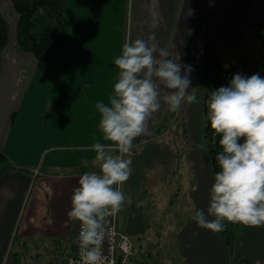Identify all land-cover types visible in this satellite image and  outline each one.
Returning a JSON list of instances; mask_svg holds the SVG:
<instances>
[{
  "label": "crops",
  "instance_id": "crops-1",
  "mask_svg": "<svg viewBox=\"0 0 264 264\" xmlns=\"http://www.w3.org/2000/svg\"><path fill=\"white\" fill-rule=\"evenodd\" d=\"M56 1L72 25L67 39L60 46V71H56L53 78L57 83L59 76V88L54 91L44 77L51 71V61L56 63V60L48 56L46 65L40 68L31 52L19 48L16 41L18 14L10 0H0V15L8 29V39L0 54V150L6 156L0 171V264H24L22 258L26 254L31 258L28 259L30 264H56L63 257L71 255L77 224V221L67 218L71 196L84 172L99 171L91 146L97 141H104L99 129L100 114L95 105L98 101L108 102L114 93L113 81L117 82L119 70L115 59L108 61V68L107 62L104 64L101 58L94 55V48L98 46H94L98 41L92 27L99 20L96 10H93L96 18L89 20L85 13L83 16L86 17L74 13L73 5L79 0ZM262 7L264 0H135L136 17L131 19L135 34L144 36V33H155L160 47L167 48L173 57L180 56L179 62L193 69L190 79L195 82L190 84L188 91L195 88L198 102L183 105V116L187 123L195 111V125L202 126V98L214 60L220 63L223 70L233 69L244 77H251L256 72V67L243 68L236 51L228 47L223 39L227 26L234 19L241 18V36L245 30L242 40L253 57H259L257 43L249 29L252 12ZM104 11L110 22L114 10L111 11L109 7ZM215 19L216 27L212 28ZM79 29L82 30L79 34H73ZM213 32L215 39L211 37ZM208 42L211 53L207 51ZM52 93L57 102L59 95V109L51 103ZM45 95L50 96L48 105L41 102ZM45 105L49 113L44 117L42 111ZM160 109L169 111L164 103ZM151 119L146 139L151 138ZM182 131L183 135L177 132L179 138L184 137L185 142H190L188 146L193 144L191 139L196 138L197 134L192 138L191 128L188 132ZM66 139L81 143L43 145L47 141ZM158 149L159 153L154 154ZM171 151L170 147L161 144L150 147L151 154L146 149L142 154H131L127 159L132 160V175L125 188L132 185L133 173L140 171L145 177L140 182L147 181L151 196L161 197L164 191L171 192L169 190L174 189L172 186L175 185L170 180L162 186L156 182L164 174L172 178L177 174L182 178L184 174L188 180L185 188L194 214L199 210L206 214L215 174L203 162L202 150L188 148L181 159ZM180 160L185 162L183 174L178 171ZM179 188H175L174 192ZM136 193L137 189L129 188L127 197L131 203L126 201L124 204L125 218L119 220L118 215L123 231L122 224H136L140 222L139 219L145 221L146 205L139 201ZM163 198L165 195L162 196L164 201ZM175 201L168 193V208L172 209L169 214L179 223L181 212L174 211L177 207ZM171 228L175 232L174 238L179 241L182 264H238V252H242L253 264L264 261V227L241 224L233 256L229 255L220 232L201 228L193 219L178 229L170 226L167 231ZM136 229L138 232V227Z\"/></svg>",
  "mask_w": 264,
  "mask_h": 264
},
{
  "label": "clouds",
  "instance_id": "clouds-1",
  "mask_svg": "<svg viewBox=\"0 0 264 264\" xmlns=\"http://www.w3.org/2000/svg\"><path fill=\"white\" fill-rule=\"evenodd\" d=\"M179 61L180 56L159 46L155 33L126 41L114 61L119 70L114 93L107 103L95 105L104 141L91 146L99 171L79 177L67 212L69 221L80 222L76 243L81 264H102L106 218L131 203L122 186L132 175V160L125 155L134 139L147 133L162 103L175 113L182 104L198 102L195 88L188 91L193 69ZM207 120L213 140L220 137L222 151L215 157L219 171L206 214L196 211L192 219L215 233L224 231L226 222L264 227V78L235 74L228 86L211 92Z\"/></svg>",
  "mask_w": 264,
  "mask_h": 264
},
{
  "label": "rangeland",
  "instance_id": "rangeland-1",
  "mask_svg": "<svg viewBox=\"0 0 264 264\" xmlns=\"http://www.w3.org/2000/svg\"><path fill=\"white\" fill-rule=\"evenodd\" d=\"M132 3V6H131ZM111 7V11L114 10V15L112 17V20L109 22V17L105 13V8ZM93 10H96L97 12V18L99 19L95 24H92V27L94 28V35H95V41L94 46L98 45L94 48V55L101 58L102 62L106 64L109 68L108 61L110 59H116L121 53L123 45L126 41L129 40H136V39H147L149 34L144 33L140 35L137 33L135 34V25L132 22L134 20V17H136L137 8H135V0H79L77 4L73 5V11L77 16L80 17H88L89 20H91V17H95ZM132 10V12H131ZM131 12V15H130ZM85 13L86 16H83ZM253 17V18H252ZM251 21L252 22H258L262 21L264 22V7L257 10L256 12H252ZM133 18V20H131ZM75 19H77L75 17ZM68 20V19H67ZM78 20V19H77ZM69 21V20H68ZM212 28L216 27V22ZM241 24L242 19L240 18ZM70 28L72 23L69 21ZM250 30V29H249ZM82 30H76L73 32V34L77 35ZM244 29L242 36L244 35ZM87 33V32H85ZM214 32L211 34L212 39H215ZM245 38V37H244ZM242 38V39H244ZM243 43L244 40H242ZM246 44V43H245ZM61 44L55 45L50 53L49 57L51 56V59L56 60V63L51 61V71H48L44 78H46L51 85V88L58 89L59 88V76L57 83L54 82V77L56 74V71H60V56L62 49L60 48ZM247 46V44H246ZM248 48V46H247ZM250 51V50H249ZM252 51V50H251ZM88 52H86L87 54ZM251 56L253 58V63L256 66V72L254 69V74H259L262 78H264V72H260L258 68H261L259 57L256 58L253 57L252 52ZM257 64H259L257 66ZM231 66V65H230ZM111 68V65H110ZM233 68V66H232ZM236 69V68H235ZM237 70V69H236ZM238 72V70H237ZM104 73H109L108 71H105ZM253 74V75H254ZM246 76L248 74L246 73ZM191 80V83L193 84L195 80ZM115 81H113L114 86ZM194 88V87H193ZM192 88V89H193ZM41 102H45L46 105L50 103V96L45 95V99ZM55 96L51 95V103L53 107H56L59 109V95H58V102L56 104ZM56 104V106H55ZM43 108L42 111L44 113V117L46 114L49 113V110ZM183 105L181 106V109L175 113L171 111H163L159 109L157 112H155L152 115V134L151 138L146 139L145 135H142L140 137H137L133 141V148L131 150L130 154H126L125 158H128L131 154H142L144 150L146 149L150 153V147H155L156 145L164 144L168 147H170L171 154H177L178 159H181L182 154H185L186 150L188 148L194 147L199 149H203L205 146V138L202 136L201 132V125H195L196 124V112L194 111L193 118L190 119V121L187 123L186 118L183 116ZM45 110H47L45 112ZM59 115V110H58ZM201 117L203 120V110L201 112ZM198 121H200V116ZM157 126H160V129L157 130ZM150 127H148L149 130ZM192 129V138L196 134V138L191 139L193 141V144L188 146L190 142H185L183 140L184 137L179 138L178 133L184 134L182 129L188 132L189 129ZM147 136L149 135V131H147ZM96 141V140H95ZM62 144V145H76L80 144L81 142H77L76 140L72 139H66L61 140L59 142H45L47 147L56 145V144ZM159 153V149L154 152V154ZM180 156V157H179ZM181 161V160H180ZM180 173L185 172V162H180V168L178 169ZM165 176L156 182L159 186L167 185L168 180L171 181L172 184H174L175 188H179V191H175V188L172 190H169L171 192L164 191L160 196H151L150 190H148V183L146 180H142L140 182L141 178H145L143 173L134 172L132 176V185L129 188L137 189V195L139 198V201H141L142 204H144L145 211L144 212V219L143 222L142 219H139L140 222L136 224H129L125 225L122 224V227L124 228L125 234L128 235V237L131 240V243L133 247L136 248L137 254L140 253L141 257L145 260H157V262H160L162 264H182L183 257L180 254L179 249V241L174 238L175 232L174 229L171 228L169 231H167L168 227H177V229L181 226H183L185 223L192 221V217L194 215V209L190 203V199L188 197L187 189L185 188L186 183L188 182L187 178L184 177V174L182 175V178L179 177L177 174L173 178L169 176V174H164ZM163 176V175H162ZM161 177V176H160ZM131 180V179H130ZM129 182V179L123 184L122 191L125 193L126 196H128L129 188L126 189L125 186H127ZM140 182V183H139ZM138 184V186H137ZM169 188V187H168ZM139 191V192H138ZM172 197V199H175L177 203V207H175V212H181V222H176L173 220V216L169 214L171 212V208H168V202H167V195ZM160 195V193H158ZM165 195L164 201L162 200V196ZM126 203V202H125ZM143 206V208H144ZM126 214V207L123 205L122 210L118 213L119 220L124 219ZM175 215V214H174ZM137 218V217H136ZM139 218V217H138ZM179 218V217H175ZM136 220V219H135ZM175 223V224H174ZM139 225V226H138ZM144 225V226H143ZM136 227H138L139 231L137 232ZM142 227V228H141ZM136 232V233H135ZM237 232V231H236ZM240 233V229L238 234ZM237 236V235H236ZM238 237V236H237ZM150 257L151 259L147 258ZM31 259L29 254H26L25 257L22 258V262L28 264L29 260ZM142 259V260H143ZM158 264V263H157Z\"/></svg>",
  "mask_w": 264,
  "mask_h": 264
},
{
  "label": "trees",
  "instance_id": "trees-1",
  "mask_svg": "<svg viewBox=\"0 0 264 264\" xmlns=\"http://www.w3.org/2000/svg\"><path fill=\"white\" fill-rule=\"evenodd\" d=\"M13 9L18 14L16 23V41L21 50L31 52L37 59L38 67L43 68L48 60L51 49L61 44L68 37L70 31L69 21L63 14L62 8L56 0H10ZM241 21L236 18L227 26L226 34L223 39L224 43L234 49L238 55L239 61L243 68L256 67L253 58L246 46L242 42ZM250 33L255 39L258 46V55L260 60V72H264V22H252ZM8 39L7 24L0 15V54ZM208 53L212 52L211 45L207 44ZM233 69L223 70L220 63L213 61V71L202 98L203 121L201 126L202 136L205 138V146L202 149L203 162L209 166L215 174L219 171V165L216 161V155L222 151L219 146V136L213 140V130L210 122L207 120V102L211 92L221 86H228L233 76ZM160 126H157V130ZM6 156L0 150V171ZM241 224L225 223L224 231L220 232L221 239L228 249L229 255H234V243L240 237L238 232ZM237 231V232H236ZM238 237H237V236ZM238 264H253L242 252L237 255ZM147 258L151 259L147 256ZM138 253L132 260L133 263L142 264H159L157 260H145ZM162 264V263H161ZM264 264V261L258 263Z\"/></svg>",
  "mask_w": 264,
  "mask_h": 264
},
{
  "label": "built area",
  "instance_id": "built-area-1",
  "mask_svg": "<svg viewBox=\"0 0 264 264\" xmlns=\"http://www.w3.org/2000/svg\"><path fill=\"white\" fill-rule=\"evenodd\" d=\"M105 227V238L101 246L104 258L102 264H142L132 262L137 256V250L133 247L128 235L121 229L118 214L107 217ZM79 231L80 222L77 221L74 234V251L71 255L60 259L56 264H81L79 247L76 243Z\"/></svg>",
  "mask_w": 264,
  "mask_h": 264
}]
</instances>
